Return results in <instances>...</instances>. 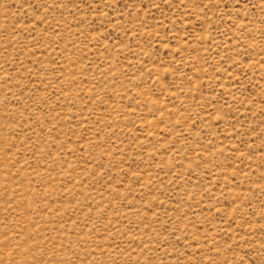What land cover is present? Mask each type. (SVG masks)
<instances>
[{
    "label": "rangeland",
    "instance_id": "1",
    "mask_svg": "<svg viewBox=\"0 0 264 264\" xmlns=\"http://www.w3.org/2000/svg\"><path fill=\"white\" fill-rule=\"evenodd\" d=\"M0 264H264V0H0Z\"/></svg>",
    "mask_w": 264,
    "mask_h": 264
}]
</instances>
